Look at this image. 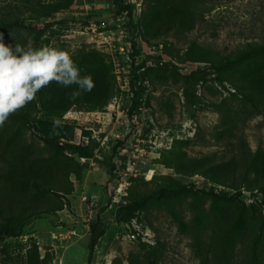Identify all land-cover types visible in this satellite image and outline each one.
I'll list each match as a JSON object with an SVG mask.
<instances>
[{"label": "rangeland", "instance_id": "rangeland-1", "mask_svg": "<svg viewBox=\"0 0 264 264\" xmlns=\"http://www.w3.org/2000/svg\"><path fill=\"white\" fill-rule=\"evenodd\" d=\"M122 1L134 7L132 30L127 28L125 14H117L113 0H0V21L12 23L11 29L0 32L5 44L14 47L18 41L26 39V28L45 27L40 41L35 45L28 39L29 45L36 49L54 47L67 51L74 63L96 55L115 88V94L104 107L75 105L62 115H52L39 108L35 113L40 121H59L62 126L72 128L67 135L58 133L55 145L60 147L77 140L81 131L88 135L86 129H93L100 138L109 137V142L105 148L91 142L94 154L102 153L103 160L95 167L85 165L82 180L74 175L70 177L74 193L63 200V211L32 219L19 238L0 240V264H26L28 250L34 246L39 247L41 256L49 252L56 258L57 248L53 246L56 241L73 244L64 264H89L90 225L97 218L102 221L106 234L96 246L90 264H223L224 257L227 264H251L257 239L260 264H264V205L261 204L264 194L258 189L254 191L259 193L256 197L234 203L214 201L208 196L196 203L190 196L153 202L132 219L152 237V244L145 243L132 226L118 223V206L112 209L108 206V188L114 179L110 164L118 149L124 151L125 170L120 180L127 183L122 206L158 191L168 183V178L181 185L195 183L199 189L208 190L205 176L186 177L174 166L167 165L169 161H177L180 152L187 154L184 163L178 162L182 167L192 169L202 161L226 164L228 169L231 167L237 172L239 184L243 182L242 152L264 159V106L257 108L242 96L231 99L230 93H236L237 89L231 81L218 82L213 70V66L246 45L264 43V0H194L195 9L200 13L195 28L159 37L151 29V16L146 15L150 0ZM29 2L60 3L64 9L49 18L32 20ZM17 21L24 28L17 27ZM193 43L199 49L191 55L204 57V53L209 52L211 62H194L187 57ZM133 60L136 65L144 64L138 72L145 74L140 99L130 86ZM205 67L210 68L211 74L207 82L197 86L195 103L191 105L185 96L183 77ZM254 68L252 63L241 69L236 67L230 75H248ZM14 115L0 127V153L3 154L5 148L12 151L22 146L32 152L33 158L45 162L53 155V150L42 134L22 128ZM225 117L237 120L238 137L242 142L218 139V129ZM183 141H191V144L186 147L177 144ZM89 171L102 175L98 179H103L96 182L90 178L88 193L84 187ZM253 174L250 176L252 185L256 183ZM242 189L252 192L247 186ZM93 193L102 200L97 201L96 196L90 195ZM53 195L45 197L57 201ZM84 196L95 205L89 224L85 222L89 213L82 202ZM195 204L203 210L202 214L193 206ZM242 220L247 221V228L241 233L238 227ZM201 221L203 229L198 230L196 226L201 225ZM229 222L235 224L227 234ZM78 224L87 234L82 239L77 237L79 234H68ZM198 237L200 244H197Z\"/></svg>", "mask_w": 264, "mask_h": 264}, {"label": "trees", "instance_id": "trees-1", "mask_svg": "<svg viewBox=\"0 0 264 264\" xmlns=\"http://www.w3.org/2000/svg\"><path fill=\"white\" fill-rule=\"evenodd\" d=\"M151 6L148 15L152 18L151 29L156 37L167 36L173 32L192 31L200 17L195 9L194 0H150ZM116 12L118 15H126L127 28L133 29L134 7L125 4L122 0H113ZM28 12L31 14V19H45L60 12L64 6L60 3L51 5L36 4L35 2L28 3ZM18 20V19H17ZM8 20L0 21V32L12 28V23L7 24ZM17 27L24 28L23 24L15 22ZM26 30V39L18 41L17 44L24 48H33L34 45H29L28 39L33 44H37L40 38L46 32L45 27H29ZM136 52V45H133ZM195 49H199L196 43H193L187 57L194 62H211L209 52L204 53V57H196L191 54ZM201 49V48H200ZM264 43L250 44L238 50L234 55L227 57L226 60L217 66H213V70L217 73V81L224 84L225 81H231L237 89L236 93H230L232 98L242 96L245 100L252 102L253 106H264ZM254 65V70L250 74H242L239 77L237 74H231V70L249 65ZM75 65L80 70V75L91 76L94 82V87L90 92H81L75 98H71L73 92L79 91L76 85L65 88L64 86L52 82L47 87L41 89L36 94V98L27 104L24 108L15 113L14 118L20 122L21 127L27 130H33L43 135V140L53 150V155L48 159L33 158L32 152L26 148L18 146L11 151L10 148H5L4 153H0V240L3 238H19L23 236L24 227L34 218L44 215H53L64 210L66 197L74 193V184L70 182V177L74 175L79 181L82 180L84 165H81L79 158H92L94 156V147H81L67 144L64 147L55 145L58 133L60 136L67 135L72 131L71 127L54 126L55 123L40 121L36 118L35 113L40 108L41 110L52 114L62 115L69 111L73 106L87 105L92 107H104L115 94L114 85H112L103 68L102 62L96 55L86 56L75 61ZM144 68V64L136 65L133 60L131 71L133 76L130 79L131 90L137 99H140L143 90L142 83L145 80V74L140 72ZM210 68H202L193 71L189 75L183 77L185 85V96L190 104H194L196 98V88L200 83L208 81L210 76ZM237 75V76H236ZM230 76V77H229ZM237 77L234 79L233 77ZM136 108V105H135ZM219 140L240 141L238 137V122L235 118L225 117L224 124L219 127ZM242 142V141H240ZM181 146H188L191 141L179 142ZM67 152L72 157L67 155ZM179 157L172 162H168V166H174L179 174L186 177L196 175L205 176L207 182H212L216 185H221L236 191V193L222 192L216 194L214 189L208 190L199 189L195 184L190 186L181 185L173 178H168V183H165L158 191L151 193L149 196L134 200L132 203L121 206L118 210L117 221L120 224L129 225L137 213L148 209L153 203H161L170 201L182 196H190L196 203L203 197H210L214 201H222L234 203L242 199L241 190L247 186L252 192L258 189L264 194V159H260L259 155L253 156L246 151L242 152L241 166L244 168L241 175L243 182H237V172L228 169V165L217 164L215 162L202 161L195 165L192 169L182 167L180 163L187 160V154L180 152ZM177 157V156H176ZM113 158V157H112ZM113 160V159H112ZM180 162V163H178ZM48 163V164H46ZM110 173L113 174L115 166L110 164ZM253 174V185L251 174ZM48 194H54V201L51 197H45ZM256 197V195L254 196ZM264 199V198H263ZM264 205V200L262 203ZM198 208L202 214L203 210L198 205H193ZM204 222L197 225L198 230L203 229ZM234 222H229L227 234L234 227ZM180 225L184 227L183 222ZM247 228V221L242 220L239 224V232H243ZM90 245H89V264L93 260V254L100 239L105 236L106 231L102 228V221L97 218L90 225ZM197 244L201 243V238L198 237ZM258 239L255 241L251 254V264H260L258 254ZM55 259L54 254L47 252L45 257L42 256L38 246H34L28 250L27 264H52ZM223 264H227V258L224 257ZM150 264H155L151 262Z\"/></svg>", "mask_w": 264, "mask_h": 264}, {"label": "clouds", "instance_id": "clouds-1", "mask_svg": "<svg viewBox=\"0 0 264 264\" xmlns=\"http://www.w3.org/2000/svg\"><path fill=\"white\" fill-rule=\"evenodd\" d=\"M52 82L65 88L76 85L79 91L73 92L71 98L94 87L92 77L80 75L67 51L54 47L26 49L19 44L13 47L5 44L0 34V127ZM58 125L56 121L54 126Z\"/></svg>", "mask_w": 264, "mask_h": 264}, {"label": "built area", "instance_id": "built-area-1", "mask_svg": "<svg viewBox=\"0 0 264 264\" xmlns=\"http://www.w3.org/2000/svg\"><path fill=\"white\" fill-rule=\"evenodd\" d=\"M135 64H136V61H135ZM138 65H140V64H138ZM217 87H218V85H217ZM86 131L89 132L88 135L87 134L83 135V133L81 131L78 134L77 140H73L71 142H66V143L71 144V145H75V146H81V147H90L92 141L97 142L99 145H101L102 148H105L108 145L109 137H104V138L101 137L100 138L94 134L95 131H93V129H86ZM123 153H124V151L118 149L117 153L113 157V165L115 166V170L113 173L114 179L108 188V194L110 196V202H109L108 206L110 207V209L114 208L115 206H118L120 208L122 205H124L122 203L123 202L122 198L126 195V191H127V185L126 184L127 183H126V181L122 182V180H120L121 174L125 170V169L123 170L124 163L122 162ZM67 155L72 157V155L69 154L68 152H67ZM99 160H101V161L103 160V154L98 152V151L95 152V154L92 158H84V157L79 158V162L81 165H84V166L88 165L89 167H95ZM205 184L207 185L208 188L214 189L216 194H220L222 192H229V193H233V194L236 193V191H234L232 189H228V188L221 186V185H216L212 182H207ZM195 185L197 188H199V186L197 184H195ZM241 193H242V199L243 198H249L250 199V198H253L256 194H259L257 192H254V193L249 192L246 189H242ZM82 202L85 205H87V210H88L89 214L87 215V220H85V222L87 224H89L93 220L92 215L94 213L95 205H94V202L89 200L86 196H84L82 198ZM127 226L128 227L132 226L133 229L137 232L138 236H142V240L145 243L152 244V237L148 233H144L142 231V229L139 227V224L137 223L136 219L132 221V224L127 225Z\"/></svg>", "mask_w": 264, "mask_h": 264}, {"label": "crops", "instance_id": "crops-1", "mask_svg": "<svg viewBox=\"0 0 264 264\" xmlns=\"http://www.w3.org/2000/svg\"><path fill=\"white\" fill-rule=\"evenodd\" d=\"M93 172L89 171V173L86 175V178H85V189H87L88 193L90 192L91 190V185L89 184V179L92 178L93 181H96V182H101L103 178L101 179H98V176L102 177V175L100 174H91ZM93 185V184H92ZM96 186V185H94ZM92 197H95L96 195L93 193V194H90ZM98 199L97 201L99 200H102L100 199V197L96 196ZM73 221L72 219H68V221ZM80 224H78L77 226H74L72 227L71 231L68 232V234H71L73 236H75L76 234H79V239H82L85 235H87L83 229H81V226ZM75 234V235H74ZM58 235H62V234H58ZM53 246H55V248H57V251H56V258L54 260V264H64V261H65V258L68 254V251L71 250V248L73 247V244L71 245H64L62 242H55L53 244ZM30 249V248H29ZM43 258V256H42ZM26 264H27V261H26Z\"/></svg>", "mask_w": 264, "mask_h": 264}, {"label": "bare ground", "instance_id": "bare-ground-1", "mask_svg": "<svg viewBox=\"0 0 264 264\" xmlns=\"http://www.w3.org/2000/svg\"><path fill=\"white\" fill-rule=\"evenodd\" d=\"M153 175V172H150V176H152Z\"/></svg>", "mask_w": 264, "mask_h": 264}, {"label": "water", "instance_id": "water-1", "mask_svg": "<svg viewBox=\"0 0 264 264\" xmlns=\"http://www.w3.org/2000/svg\"><path fill=\"white\" fill-rule=\"evenodd\" d=\"M130 228V227H129ZM136 239V237H134Z\"/></svg>", "mask_w": 264, "mask_h": 264}]
</instances>
